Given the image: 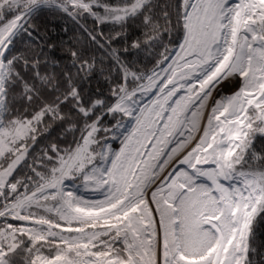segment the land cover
Segmentation results:
<instances>
[{"label":"snow or ice","instance_id":"1","mask_svg":"<svg viewBox=\"0 0 264 264\" xmlns=\"http://www.w3.org/2000/svg\"><path fill=\"white\" fill-rule=\"evenodd\" d=\"M258 135L264 0H0V264H264Z\"/></svg>","mask_w":264,"mask_h":264},{"label":"trees","instance_id":"2","mask_svg":"<svg viewBox=\"0 0 264 264\" xmlns=\"http://www.w3.org/2000/svg\"><path fill=\"white\" fill-rule=\"evenodd\" d=\"M36 23L40 27L41 35H46L47 38L55 41L60 47L56 50L57 57H63L65 55L64 49L67 47L69 41L79 39L83 43H88L86 40V35L81 27L84 24L81 21L77 24L64 16L62 13L54 12L49 9H45L38 17L35 19ZM87 27H92L91 21L87 22ZM18 47H24L23 44H18ZM91 54L97 59V70L94 72L92 78L85 82V91H92L94 93L107 92L108 83L106 77L108 76V70L111 67L109 64V58L104 50H97L95 46L88 44ZM133 59H137L133 57ZM140 60L147 63L146 54H140ZM62 64L68 63L67 59L61 60ZM151 67V65H148ZM103 69V71H101ZM66 139L70 141L72 139L71 135H67ZM257 149L264 147V137L257 136L255 140ZM62 147H66V144H62ZM255 244L261 250L264 245V222L258 223L255 230Z\"/></svg>","mask_w":264,"mask_h":264},{"label":"rangeland","instance_id":"3","mask_svg":"<svg viewBox=\"0 0 264 264\" xmlns=\"http://www.w3.org/2000/svg\"><path fill=\"white\" fill-rule=\"evenodd\" d=\"M119 141H116V144L118 145Z\"/></svg>","mask_w":264,"mask_h":264}]
</instances>
